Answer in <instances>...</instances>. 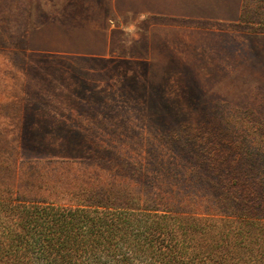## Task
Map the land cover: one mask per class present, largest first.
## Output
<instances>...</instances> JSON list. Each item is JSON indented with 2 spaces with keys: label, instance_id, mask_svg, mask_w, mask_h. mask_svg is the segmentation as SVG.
I'll return each mask as SVG.
<instances>
[{
  "label": "rangeland",
  "instance_id": "rangeland-1",
  "mask_svg": "<svg viewBox=\"0 0 264 264\" xmlns=\"http://www.w3.org/2000/svg\"><path fill=\"white\" fill-rule=\"evenodd\" d=\"M92 188L264 222V0H0V196Z\"/></svg>",
  "mask_w": 264,
  "mask_h": 264
},
{
  "label": "trees",
  "instance_id": "trees-1",
  "mask_svg": "<svg viewBox=\"0 0 264 264\" xmlns=\"http://www.w3.org/2000/svg\"><path fill=\"white\" fill-rule=\"evenodd\" d=\"M83 191L72 206L0 196V264H264V222L248 209L159 214Z\"/></svg>",
  "mask_w": 264,
  "mask_h": 264
}]
</instances>
